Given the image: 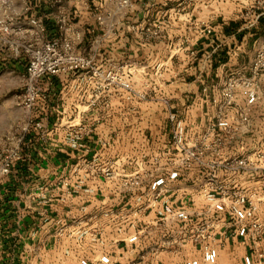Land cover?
<instances>
[{
    "label": "crops",
    "instance_id": "0c3cea01",
    "mask_svg": "<svg viewBox=\"0 0 264 264\" xmlns=\"http://www.w3.org/2000/svg\"><path fill=\"white\" fill-rule=\"evenodd\" d=\"M60 16L67 19L64 30L57 24ZM0 19L12 27L10 34L0 31V58L10 64L2 92L25 80L20 40L36 33L31 19L43 24L46 40L66 33L75 51L90 61L85 70L40 78L36 106L26 113L17 96L11 104L17 119L9 129L0 125L1 144L29 116L37 124L23 136L21 157L10 174L0 179V264H81L82 259L98 264L102 255L111 257L110 264L201 259L199 244L164 246L162 229L129 244L127 237L150 228L157 215L148 209L136 224L130 217L148 204V174H158L166 152L174 153L178 123L188 144L205 138L217 154L208 158L219 162L264 153V69L255 67L264 38V0H8ZM157 23L159 39L149 32ZM109 72L119 81L109 82ZM231 78L238 86L229 99L225 89ZM246 84L255 102L244 96ZM6 107L4 102V114ZM155 157L161 161L155 163ZM94 159L116 161L120 174L139 170L141 185L129 192L122 178L106 180L79 168ZM217 170L227 185L236 182L246 194L259 195L264 222V171ZM213 174L198 166L180 170L169 199L186 206ZM212 220L216 264H246V255L253 257L251 264H264V241L257 246L259 258L254 241L237 235L230 216Z\"/></svg>",
    "mask_w": 264,
    "mask_h": 264
},
{
    "label": "built area",
    "instance_id": "2783aa9c",
    "mask_svg": "<svg viewBox=\"0 0 264 264\" xmlns=\"http://www.w3.org/2000/svg\"><path fill=\"white\" fill-rule=\"evenodd\" d=\"M8 0H0V8L3 7ZM126 2V1H125ZM102 22V17L98 18ZM30 25L36 29L33 38L21 45L27 58L26 77L24 80V88L22 94L18 97L17 104L26 113L36 106L40 95L37 81L45 75H55L65 71L85 70L90 66V61L83 55L77 53L74 43L63 33V36L53 40H46L42 37L45 32L43 24L37 19H31ZM57 24L61 30L66 29L67 19L60 16ZM12 27L7 19H0V31L10 34ZM66 32V31H64ZM152 36L159 35L160 26L149 29ZM154 36V37H155ZM9 42L6 41V43ZM10 46V45H9ZM255 67L258 70L264 69V38L256 53ZM109 82L119 81L116 73H108ZM123 86L129 88L130 84L122 83ZM238 82L236 79H230L227 82L225 95L232 99ZM107 88V85L102 86ZM248 102H255L256 94L250 89L249 85L243 91ZM37 126L36 122L29 116L24 124L17 128L18 133L8 136L0 144V179L10 174L15 163L20 159L21 146L23 136L29 132L31 127ZM184 127L178 123L173 134V152H166L165 159L161 170L158 174L149 172L150 178L148 192L146 196L149 198L147 205L137 206L131 213L130 222L136 224L140 222L142 214H146L148 209H155L157 219L151 227L145 226L138 229L127 237L129 244L135 245L139 242L142 234L156 229L164 231V246L174 248L190 243L200 245L202 251L201 259L191 258L181 261L179 264H216L218 261V249L211 243L213 238V229L215 223L212 218L220 215L230 216L236 224V232L240 237H250L256 246L257 256L262 258L263 253L257 248L264 241V222L259 217V195H248L239 188L217 185L213 177L202 186V197L205 203L203 209L190 211L185 205L169 199L170 187L180 178V170L190 169L194 166L205 169L209 168L213 171L221 166L223 169L231 168L232 170L242 171H264V153H257L256 159L236 158L227 160V162H219L210 156H217L212 150V145L207 143L203 138L200 142L192 145L185 141ZM161 161L160 157H155L154 162ZM116 161L100 163L97 160H84L80 169L85 170L91 176H101L106 180H114L122 178V187L133 192L141 185V173L139 170L131 174H120L115 172L114 166ZM69 185V183H66ZM168 198V199H166ZM124 216L121 215L122 219ZM140 217V218H139ZM98 264H110L111 257L109 255L100 256ZM244 263H253V257L246 255ZM81 264H94L87 259H82Z\"/></svg>",
    "mask_w": 264,
    "mask_h": 264
},
{
    "label": "rangeland",
    "instance_id": "374dc122",
    "mask_svg": "<svg viewBox=\"0 0 264 264\" xmlns=\"http://www.w3.org/2000/svg\"><path fill=\"white\" fill-rule=\"evenodd\" d=\"M158 24V23H157ZM161 32H159V35L155 36V38H161ZM152 36V35H150ZM153 36V37H154ZM22 45H24V43L26 42V40L24 38H22L21 40ZM22 50L24 51V49L22 48ZM5 53V52H4ZM9 68H10V64L6 62L5 59H1L0 58V125H6V129H9V125L12 124L13 122H15L16 118V114L15 111L13 109H11L12 107V102L14 101V98H16L17 96L21 95L23 92V88H24V80L22 83H20V86H18L17 88H12L10 91H5L2 92V86L5 87L6 85H2V83L5 82V78H9ZM4 102L7 103V107H6V112L4 114V112H2V106L4 104ZM9 108V110L7 109ZM216 159V158H215ZM238 159V158H237ZM217 160V159H216ZM218 161V160H217ZM237 173L239 172V170H234ZM219 171L217 169H215L214 174H213V178L215 180V183L217 185H223V186H229V187H233L237 188L238 185H235L236 182L234 184L231 185H227L226 182L223 181V177L221 175H218ZM236 186V187H235ZM192 198L189 199V201H186V208H191L194 210H201L204 207V204L202 203L203 197H202V187L198 188L197 191H193L191 193ZM196 195V196H195ZM190 205H192V207H190Z\"/></svg>",
    "mask_w": 264,
    "mask_h": 264
},
{
    "label": "trees",
    "instance_id": "16d2710c",
    "mask_svg": "<svg viewBox=\"0 0 264 264\" xmlns=\"http://www.w3.org/2000/svg\"><path fill=\"white\" fill-rule=\"evenodd\" d=\"M232 26L234 25V27L237 26V23H232ZM46 26L48 27V31H53V33L55 32V26L51 23V22H47L46 21ZM224 55V52L221 53V56ZM224 58H221L220 60L222 61ZM219 62H215L213 64V68H216L218 66Z\"/></svg>",
    "mask_w": 264,
    "mask_h": 264
}]
</instances>
